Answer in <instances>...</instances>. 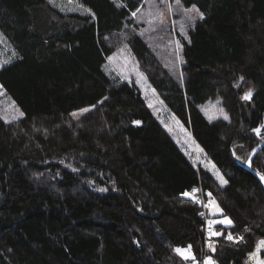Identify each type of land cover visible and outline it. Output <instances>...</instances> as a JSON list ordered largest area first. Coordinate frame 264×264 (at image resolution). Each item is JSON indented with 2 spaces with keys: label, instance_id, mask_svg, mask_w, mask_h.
Wrapping results in <instances>:
<instances>
[{
  "label": "trees",
  "instance_id": "16d2710c",
  "mask_svg": "<svg viewBox=\"0 0 264 264\" xmlns=\"http://www.w3.org/2000/svg\"><path fill=\"white\" fill-rule=\"evenodd\" d=\"M73 1L92 14L59 26L37 22L47 0H0V31L18 55L0 84L25 114L0 116V264H197L202 210L182 194L200 184L232 221L209 255L258 264L264 187L253 172L264 178V148L253 172L244 166L264 142V0H179L203 14L179 37L181 74L138 21L146 0ZM123 45L226 183L196 167L137 82L105 72ZM216 102L227 120L204 114ZM188 246L187 259L175 251Z\"/></svg>",
  "mask_w": 264,
  "mask_h": 264
},
{
  "label": "rangeland",
  "instance_id": "374dc122",
  "mask_svg": "<svg viewBox=\"0 0 264 264\" xmlns=\"http://www.w3.org/2000/svg\"><path fill=\"white\" fill-rule=\"evenodd\" d=\"M146 6L142 15L138 16V21L146 25L144 30L147 40L153 47L159 60L176 74H181V55L179 37L185 36L194 23L200 19V13L192 9H184L176 0H146ZM82 14L89 15L92 12L73 0H47V4L39 11L37 22L45 24L49 20L65 25V18L69 15ZM191 18V19H190ZM177 43L179 48H177ZM18 57L14 47L0 31V70ZM10 61L4 64L3 61ZM107 74L122 81H135L143 92L147 104L154 115L161 121L164 128L173 136L175 141L181 146L189 158L194 161L197 168L208 169L214 174L219 183L224 184L223 176L215 165L206 158L204 152L199 151L193 139L191 131L184 127L179 119L170 111L155 90L149 85L146 77L140 71L134 55L127 45H123L112 56H110L104 66ZM162 102V103H161ZM151 105V106H150ZM204 114L211 121L227 120L224 118L228 114L219 102L208 103L202 107ZM23 113V115H21ZM86 112H79L84 114ZM0 116L6 122H13L25 117L22 109L16 104L0 84ZM194 142V143H193ZM222 178V179H221ZM209 205L210 215L221 225L230 226V220L223 216V211L216 200ZM218 209V210H217ZM231 221V220H230ZM232 222V221H231ZM264 247H260L255 262L264 264ZM189 257L190 253L186 250ZM257 256V255H256ZM185 257V256H184ZM254 258V257H253ZM252 258V259H253ZM191 264V263H190ZM198 264V263H197Z\"/></svg>",
  "mask_w": 264,
  "mask_h": 264
},
{
  "label": "built area",
  "instance_id": "2783aa9c",
  "mask_svg": "<svg viewBox=\"0 0 264 264\" xmlns=\"http://www.w3.org/2000/svg\"><path fill=\"white\" fill-rule=\"evenodd\" d=\"M193 189H198L199 191L192 193ZM191 191H188L190 193L189 196H185L182 194V196L201 208V224H200V231L203 235V242H204V253L201 258V260L198 262V264H207V261L210 259L213 264H219L217 261H215L210 255L209 250L218 243L220 237L222 236L220 229V224L210 215L209 211V200L207 196V192L204 190L203 185H199L194 187ZM195 197V198H193ZM200 201V202H197ZM211 233H220L219 235H210ZM211 244V247L209 245Z\"/></svg>",
  "mask_w": 264,
  "mask_h": 264
},
{
  "label": "snow or ice",
  "instance_id": "6c2138e0",
  "mask_svg": "<svg viewBox=\"0 0 264 264\" xmlns=\"http://www.w3.org/2000/svg\"><path fill=\"white\" fill-rule=\"evenodd\" d=\"M176 2L177 3H179V0H176ZM118 6H120V5H118ZM193 11H199L198 9H196L195 8V6H193V9H192ZM133 15H135V13H133ZM200 18L202 19L203 18V14L201 13L200 14ZM191 19V18H190ZM177 48H179V44L177 43ZM10 61H8V60H5V61H3V63L4 64H7V63H9ZM240 80L242 81L243 80V77H240ZM237 87H239V85H236ZM251 98H252V92L251 91H248V92H246L245 93V95L242 97V99H244V100H251ZM104 99H107V97H105ZM103 101H101V103H102ZM162 103V102H161ZM151 106V105H150ZM92 107H95L94 105L92 106ZM90 109L89 108H84V109H81L80 111L83 113V112H88ZM21 115H23V113H21ZM72 115L74 116V117H76L77 116V113H72ZM224 118L225 119H228V117H227V115H225L224 116ZM137 123H139V122H137ZM254 131L259 135L260 134V131H261V129L260 128H257V129H254ZM194 143V142H193ZM197 148H198V146H197ZM199 151H203V149H198ZM222 179V178H221ZM222 182H225L226 183V181H223L222 180ZM102 191H103V189H102ZM197 191H199L198 189H193L192 190V193L194 194L195 192H197ZM183 195H185V196H189L190 195V193H188V192H185V193H183ZM207 195L209 196V197H211V193H207ZM193 198H195V197H193ZM197 202H200V201H197ZM213 202L210 200L209 201V205H211ZM218 210V209H217ZM227 223H231V221L229 220V221H227ZM220 233H211L210 232V235H219ZM227 239H229V240H233L234 238L232 237V235L231 234H229L228 235V237H227ZM238 241L239 240H242L243 239V237H238V238H236ZM260 244H261V246H264V241H261L260 242ZM209 247H211V244L209 245ZM190 248H191V246H188V252H190ZM177 253H179V254H181V255H184L185 256V258L187 259V258H189L188 257V255H187V253H186V251L185 250H182V249H179V248H177L176 250H175ZM207 264H213V262L209 259L208 261H207Z\"/></svg>",
  "mask_w": 264,
  "mask_h": 264
},
{
  "label": "water",
  "instance_id": "95a60500",
  "mask_svg": "<svg viewBox=\"0 0 264 264\" xmlns=\"http://www.w3.org/2000/svg\"><path fill=\"white\" fill-rule=\"evenodd\" d=\"M134 125H135V126H141V122H139V123L136 122V123H134ZM263 148H264V142H263L262 144H260V145L254 150V152H253L252 155L250 156L248 162H247L246 165L244 166L245 169H246L247 171H251V172H253V170H252V164H253V162H254V159H255V157L258 155V153H259ZM238 163L241 164L240 162H238ZM253 173L258 177V179L261 181V183H262V185H263V187H264V178L261 177L260 175H258V174L255 173V172H253Z\"/></svg>",
  "mask_w": 264,
  "mask_h": 264
},
{
  "label": "crops",
  "instance_id": "0c3cea01",
  "mask_svg": "<svg viewBox=\"0 0 264 264\" xmlns=\"http://www.w3.org/2000/svg\"><path fill=\"white\" fill-rule=\"evenodd\" d=\"M221 225V224H220ZM223 226V225H222Z\"/></svg>",
  "mask_w": 264,
  "mask_h": 264
}]
</instances>
